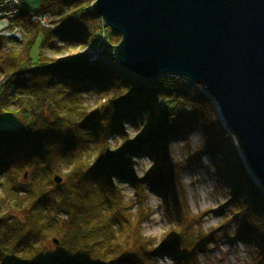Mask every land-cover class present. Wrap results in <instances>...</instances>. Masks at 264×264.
Listing matches in <instances>:
<instances>
[{"label":"trees","instance_id":"16d2710c","mask_svg":"<svg viewBox=\"0 0 264 264\" xmlns=\"http://www.w3.org/2000/svg\"><path fill=\"white\" fill-rule=\"evenodd\" d=\"M41 2L31 12L19 0V19L12 22L23 41L16 52L0 36V264H156L152 243L140 230L150 214L144 188L126 156L150 159L146 187L174 213L179 201L166 148L196 128L210 101L177 79L138 82L112 64L91 65L87 47L120 41L93 11V0ZM31 14H51L57 27L30 23ZM66 53L63 60L48 56ZM124 123L139 129L135 138L126 135ZM208 132L220 145L221 125L215 121ZM112 135L121 143L106 160ZM224 156L219 167L227 201L214 213L226 215L227 230L234 225V240L248 248L251 264H264V195L236 154L232 162ZM54 176L62 183L54 184ZM113 177L132 186L133 202L125 203ZM179 222L183 229L165 235L162 247L179 250L177 264H192L188 260L215 241L211 234L194 242ZM49 235L59 242L50 250L42 243Z\"/></svg>","mask_w":264,"mask_h":264},{"label":"water","instance_id":"95a60500","mask_svg":"<svg viewBox=\"0 0 264 264\" xmlns=\"http://www.w3.org/2000/svg\"><path fill=\"white\" fill-rule=\"evenodd\" d=\"M92 9L120 36L100 51L110 50L121 69L146 80L172 74L204 89L264 194V0H95ZM115 155L104 152L106 160Z\"/></svg>","mask_w":264,"mask_h":264},{"label":"rangeland","instance_id":"374dc122","mask_svg":"<svg viewBox=\"0 0 264 264\" xmlns=\"http://www.w3.org/2000/svg\"><path fill=\"white\" fill-rule=\"evenodd\" d=\"M94 2L95 0H93V3ZM41 3V0H22L24 8L31 12L37 11ZM17 16L18 15H16V17ZM16 19H19V17ZM28 19L30 23L37 24L44 29H54L57 27V18L51 14L42 16L39 21H37L38 18L31 19L30 15ZM4 21L5 18H0V26L5 25L6 21ZM7 26H11L15 29L14 31L18 39H8L7 36H2V38L9 40L7 48L16 52L21 47L23 41L22 32L18 25L11 22V19H9V22L7 20ZM56 44H60V42L57 41ZM37 47L38 42L34 45L33 53L37 51ZM69 54L70 53L53 56L48 54V56L55 60H63L66 59ZM86 104L90 109L93 108V98L87 100ZM210 104V109L207 106L204 114L198 115L199 123L196 128L185 136L175 139L173 142L169 143L166 148L167 159L171 166V175L175 181V198L179 201L177 205L174 200L171 199L175 204L174 213L171 212L169 215L163 198L152 189H149V185H147L148 188L146 187L145 182L148 181L146 173L152 165L150 159L143 155L126 156L130 163L129 168L136 179V184L144 188L143 207L150 214L148 220L140 225V230L142 236L148 238L152 243V249L155 251L154 260L156 264H177L173 260V256L181 257L178 249L162 247V241L165 235H168L174 230L180 233V230L183 229L182 227L178 228L181 218L185 223L183 225L186 226L187 235L194 239V242L197 240V237L211 234L215 241V243L212 241L206 242L205 251L196 252L193 258L188 260L192 264H251L252 262L251 258L248 256V248L240 241L234 240V225H231L232 227L227 230L226 227H223L226 225V215H216L214 213L227 201L226 193L229 188L221 178V167L225 160L224 154H229L228 159L230 162H232V158H234V160L238 158L246 171L247 169L244 164L243 152L239 143H237V141L222 127L218 117L219 114L214 104L211 102ZM204 120H207L206 125L203 124ZM215 121H219V125H221L225 135L220 140V145H213L214 142L212 137H209L208 128H213ZM123 127L126 135L130 139L138 135V128L130 126L128 123H124ZM120 143L119 136L112 135L108 140L106 149L116 151ZM235 154L237 158H235ZM25 178L26 176L23 175L24 180ZM61 183L62 180L59 184ZM112 183L114 188L119 191L126 204L134 201L133 188L128 185L129 183L127 181L118 177H113ZM57 219L63 221L65 220V216L63 214H58ZM53 238V235L44 237L42 241L44 247H47L49 250L56 248L59 242H54ZM182 261L183 260H181V262Z\"/></svg>","mask_w":264,"mask_h":264},{"label":"built area","instance_id":"2783aa9c","mask_svg":"<svg viewBox=\"0 0 264 264\" xmlns=\"http://www.w3.org/2000/svg\"><path fill=\"white\" fill-rule=\"evenodd\" d=\"M18 3L19 0H0V18H5V25L0 26V35L2 36H7L9 38H14L18 39L17 34L15 33V29H13L11 26H7V20L9 22V19L14 18L17 15L18 11ZM30 18H38L37 21H39L40 18H42L41 15L39 14H31ZM44 25V24H43ZM101 49L96 48V50H91V49H86L87 53L90 55V57L96 56L99 59L102 58V52L100 51Z\"/></svg>","mask_w":264,"mask_h":264},{"label":"bare ground","instance_id":"6f19581e","mask_svg":"<svg viewBox=\"0 0 264 264\" xmlns=\"http://www.w3.org/2000/svg\"><path fill=\"white\" fill-rule=\"evenodd\" d=\"M18 6L20 7V3H18ZM17 14H18V11L16 12ZM16 17V16H15ZM41 27V26H40ZM16 37H14V39H15ZM103 45L102 44H97V45H95L94 47H87L86 49H91V50H96V48H98V49H100L101 47H102ZM106 61H103V63H105V64H107V65H110L111 66V59L110 58H108L106 55L103 57ZM176 77H178V79L177 80H179V81H181V82H183V83H185V84H187V85H191V81L190 80H188V79H186V78H183V77H180V76H176V75H172V74H168V78L169 79H174V78H176ZM160 78H162V76H160V77H157V78H155V80H157V79H160ZM219 114V113H218ZM220 115H218V117H219ZM219 120H220V118H219ZM218 123H219V121H218ZM249 177L251 178V176H250V173H249ZM251 180H252V182L255 184V180H253L252 178H251ZM256 185V184H255ZM257 186V185H256ZM258 187V186H257ZM259 188V187H258ZM260 189V188H259ZM261 190V189H260ZM261 192L263 193V191L261 190ZM264 195V194H263Z\"/></svg>","mask_w":264,"mask_h":264}]
</instances>
